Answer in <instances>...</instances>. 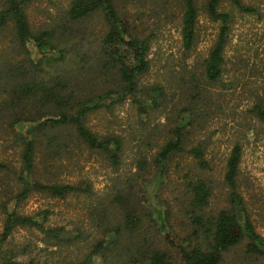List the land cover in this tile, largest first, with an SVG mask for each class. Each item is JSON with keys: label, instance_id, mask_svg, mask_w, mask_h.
<instances>
[{"label": "trees", "instance_id": "obj_1", "mask_svg": "<svg viewBox=\"0 0 264 264\" xmlns=\"http://www.w3.org/2000/svg\"><path fill=\"white\" fill-rule=\"evenodd\" d=\"M34 1L5 0L0 5V37L5 30L11 29V50L14 53L12 56L5 52L0 55V75L8 81L3 90L9 89L4 93L6 96L0 95V119L8 120V134L13 144L22 148V166L18 175L20 187L9 201L0 202V211L4 214L0 264H48L14 257L15 252L7 245L20 228L42 234L43 248L51 250L47 254L52 257L60 256L84 241L81 237L85 232L80 228L67 230L47 225L49 210L25 215L18 210L19 205L32 193L60 201L80 195L91 197L92 186L85 179L74 183H43L38 179L37 158L41 155L48 161L45 167H52V163L63 154L74 160L75 153L71 150L75 146L102 156L110 166H120L127 142L111 129L102 133L93 131L86 122L90 114L112 110L125 102L134 107L139 125V147L133 159L136 170L130 173L124 188L110 197V201H99L90 207L91 219L96 216L98 223H103L98 228L102 236L106 233V237L96 240L81 257L80 253L87 247L83 243L79 248L80 256L76 255L75 260L71 258L72 264H95L96 258L102 264H222L225 255L243 243L246 255L264 258V240L255 231L237 191L236 179L242 158L240 142L233 145L226 161L224 182L230 192L225 208L208 211L212 198L210 184L204 178H197L186 186L192 234L181 240L176 238L167 231L166 215L163 217L161 211H157L161 219L160 234L171 251L157 244L158 237L152 236L144 226V210L138 209L132 197L136 193L132 192V180L148 176L152 166L156 171L154 178L165 179L168 164L178 154L191 155L201 169L208 167L206 149L202 144L186 149L188 136L219 102L209 86L221 83L225 72L224 51L229 42L234 12L252 15L256 13L255 8L242 0H205L204 12L219 26L216 39L196 74L179 72L180 80L175 86L169 83L164 88L158 83L143 84L142 79L150 69V42L134 33L117 0H71L57 21L41 26L37 31L32 29L27 16V9ZM156 1L166 14L164 21L178 18L175 13L178 10L181 48L186 56L194 49L199 35V12L195 0ZM223 2L229 4L228 9ZM95 20L99 21L102 32L95 47L86 48L85 32L89 34V22ZM89 52L93 53V58L87 62ZM21 53L26 55L25 61L31 66L28 71L22 58L14 57ZM42 67H50L54 75L41 81L31 75ZM100 82L111 87L96 94L95 99L83 100L74 93L73 88L78 85ZM171 87L178 91V95L174 92L178 96L176 101L175 94L173 97L167 94ZM253 98L255 102L249 114L264 126V97L254 91ZM161 116L165 117L163 123L158 119ZM161 136L164 137L163 144L149 156V150ZM9 202L13 203L12 208L8 206ZM100 215L102 218L99 219ZM125 235L131 242L122 255L116 249L122 245ZM144 235H151L150 239L154 241Z\"/></svg>", "mask_w": 264, "mask_h": 264}, {"label": "rangeland", "instance_id": "obj_2", "mask_svg": "<svg viewBox=\"0 0 264 264\" xmlns=\"http://www.w3.org/2000/svg\"><path fill=\"white\" fill-rule=\"evenodd\" d=\"M5 0H0V5ZM71 0H35L27 9V16L33 30L41 26L51 25L57 21L59 16L68 7ZM205 0H195L199 12L198 17V40L194 49L185 56L181 48V37L178 18L164 21L166 14L156 3V0H117L121 12L127 14L135 34L142 38H148L150 42V69L146 77L142 79L143 84H160L165 88L175 86L180 80L179 72H192L196 74L202 60L207 56L209 49L216 39L219 31L218 23L212 22L203 10ZM246 5L255 8L256 13L242 15L234 12V19L231 24L229 42L225 48V72L221 83L209 86L212 95L219 99L216 106L212 107L209 116L199 121V127L188 136L186 149L196 146L198 143L205 147V159L208 162L206 169L197 167L194 159L188 154L174 156L168 164V175L160 181L154 167L151 173L143 179L132 180L134 201L144 214V226L149 229L152 236L155 235L160 248L170 250L163 242L160 234L161 219L157 211L166 215L165 222L167 231L178 239H183L192 234L193 227L190 222L189 196L187 185L191 180L204 178L210 184L212 198L208 211L215 212L228 205L229 188L224 182L226 172V161L233 145L240 142L242 146V158L239 164V173L236 179L237 191L242 196L247 209L248 217L253 224L255 231L264 240V126L249 114L253 105L254 91L264 97V0H242ZM227 9L229 4L223 2ZM89 34L85 42L86 48H94L99 41L102 29L99 21L89 22ZM11 29L8 28L0 37V55L4 52L8 56L14 53L11 50ZM90 41V43H89ZM92 52H89L87 62L92 60ZM15 58H22V64L28 71L31 66L25 61L26 55L19 54ZM33 57V55H32ZM1 58V57H0ZM81 59V58H80ZM79 61V58H77ZM68 62V61H67ZM67 64V63H66ZM36 79L47 80L54 75L50 67L35 69ZM198 75V74H197ZM96 80V78H93ZM201 81V79H198ZM5 76L0 75V95L8 92L3 90ZM111 86L105 83H83L74 90L77 96L83 100L95 99L96 94ZM169 89L167 94H177L175 89ZM175 92V93H174ZM175 94V95H176ZM176 95L175 101L178 99ZM164 116L159 117L161 123L165 122ZM88 127L99 133L111 129L127 142L122 163L118 167L108 165L102 156L90 154L87 149L73 147L74 160L68 154H63L52 167H45L48 164L40 155L37 158L38 179L43 183L56 181L61 183H74L85 179L92 186V196L68 197L65 201L52 200L47 197L32 193L29 198L19 205L21 214L34 215L37 212L49 210L51 213L47 225L53 227H64L67 230L75 228L82 229L85 233L84 241L76 243V248H68V251L60 256H50L47 249L43 248V235L35 230L17 229L9 240L8 248L15 253L14 257L19 260L28 261L33 259L37 262L48 264H72V257L76 259L79 255V248L83 243L81 257L95 244V241L102 237V231L98 219L94 216L91 219L90 207H94L99 201H110V197L123 189L125 181L130 173L136 170L133 163L134 155L139 147L138 138L139 125L136 111L129 102L118 105L112 110L92 113L87 117ZM6 118L0 119V202L9 201L20 187L19 173L21 172V147L13 144L11 135L8 134ZM153 125H151L152 127ZM161 130L162 128L159 127ZM135 134V136H133ZM246 136V137H245ZM164 137L158 138L156 143L149 150V156L157 152L163 144ZM106 197V198H105ZM10 208L13 203L9 202ZM142 209V210H141ZM102 216H99V219ZM4 214L0 211V234L3 230ZM149 220L153 222L150 223ZM148 232V231H147ZM146 235H144L145 237ZM151 235L146 238L150 239ZM117 253L123 255L125 249L130 245L127 235L124 236ZM26 250V252H24ZM245 244L228 252L222 264H264V258L249 256L245 253ZM21 252V253H20ZM172 254V252H171ZM80 256V255H79ZM73 260V261H74ZM95 264H102L99 258ZM115 264V262L113 263Z\"/></svg>", "mask_w": 264, "mask_h": 264}]
</instances>
